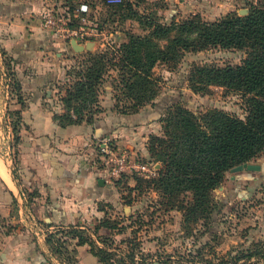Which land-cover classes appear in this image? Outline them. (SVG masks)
Wrapping results in <instances>:
<instances>
[{"label":"rangeland","instance_id":"obj_1","mask_svg":"<svg viewBox=\"0 0 264 264\" xmlns=\"http://www.w3.org/2000/svg\"><path fill=\"white\" fill-rule=\"evenodd\" d=\"M164 1L137 0L134 5H129L136 14L133 18L125 19L124 32L146 36L153 32L155 25L179 24L192 16L187 14L185 18L176 17L172 20L169 18L168 10H165L167 4ZM251 4L256 3L251 1L246 5L242 4L238 14L246 16ZM128 8V5L107 6V10L102 11L116 21L127 13ZM242 10L248 12L242 14L240 13ZM113 23L100 21V31L107 30L108 33L107 36L94 37L91 42L96 44V47L80 53L68 48L65 58L67 61L61 65L64 76L56 83L55 89L57 91L55 102L60 103L63 110L61 99L67 95V89L76 80L78 72L86 66L89 53H108L111 57L119 55V48L114 45L111 34H115L120 27ZM71 26L73 29H79L81 22L73 18ZM8 29L6 23H1L0 96L8 103V111L6 115L4 113V118L0 119V158L6 164L9 163L14 176H17L22 143L19 136L21 119L18 115L21 110L14 107L16 102H23L24 96L22 82L19 79V73L22 72L18 70V58L12 56L14 53L8 50L7 46L11 43L17 50L19 47L17 45L30 32L18 28ZM175 35L177 33L174 32L171 37ZM65 40L70 47V39ZM125 40L128 41L126 36ZM159 43L164 47L168 40L162 39ZM246 56L245 51L238 48L214 47L201 52L185 53L178 66L173 69L164 64L157 65L154 75L160 80L159 94L153 102L146 104L142 109L150 106L149 109L159 110L162 113L160 120L166 118L176 106L185 107L196 115L220 110L244 120L247 111L242 94L223 87H210L208 94H196L190 88L189 78L197 66L239 65ZM110 67L104 83L100 86L99 105L103 112L102 102L109 109L113 101L114 109L121 113L118 110L122 103L119 105L116 103L117 71ZM7 92L10 93L9 98H6ZM162 120L155 129L157 133L151 134L147 140V151L150 137L163 135ZM14 126L17 131H14ZM112 143L116 144V141L113 139ZM148 156L150 159L149 151ZM136 159L141 163L145 162L140 153ZM257 160L253 163L264 164V151ZM243 174L245 176H241L242 174L233 176L236 179L226 177L222 185L212 192L213 205L208 220L188 222L182 212L166 211L162 204L163 198L158 191L147 185L142 189L136 188L135 179L141 176L134 172L125 174L118 182L114 180L120 193L119 200L113 205L102 203L100 208L105 211L104 215L102 214L103 218L100 221L94 220L90 228H60L50 232L47 225L37 220L30 207L23 206L24 203L20 200V206L12 205L6 214L0 208V248L11 249L16 246L22 239L21 235L36 248H40L42 239H45L49 246L48 257H54L62 264H75L78 259V247L84 246L79 244L81 234L93 241L91 246L85 244L90 249L93 248L95 251L102 249L109 253L112 264H264V171H248ZM240 177L244 179H238ZM102 221H107L106 223L113 228L103 229L101 235L104 236L98 238L93 234V228L98 223L102 225Z\"/></svg>","mask_w":264,"mask_h":264},{"label":"trees","instance_id":"obj_2","mask_svg":"<svg viewBox=\"0 0 264 264\" xmlns=\"http://www.w3.org/2000/svg\"><path fill=\"white\" fill-rule=\"evenodd\" d=\"M255 3L249 6L246 16H240L236 10L210 22L196 14L179 24L155 25L153 32L146 36L123 31L121 34L128 38L125 42L112 37L119 55L89 53L86 66L61 99L64 112L55 115V119L63 127L93 123L96 114L102 113L99 90L109 66L117 71L116 103H122L118 111L134 115L159 94L160 80L154 75L157 65L173 69L185 53L214 47L244 50L247 56L242 64L195 67L189 84L192 91L201 95L208 94L210 87H223L242 94L247 117L243 120L220 110L196 115L185 107L176 106L161 119L163 135L151 136L148 143L150 162H145L161 165L157 176L135 179L137 189L147 185L160 193L166 211L182 212L188 222L208 220L213 205L212 192L222 185L233 168L252 164L264 151V2ZM127 5V13L119 17L121 23L136 14L131 8L134 3L126 2L119 7ZM78 8L71 7L76 19L74 11ZM174 32L177 35L171 37ZM162 39L168 40L164 47L159 43ZM18 115L21 119V113ZM13 129L17 131L16 126ZM106 222L93 228L98 238L104 236L101 235L103 229L113 228ZM79 244L91 246L93 241L80 234ZM91 251L100 262L111 264L109 253L102 249L92 248Z\"/></svg>","mask_w":264,"mask_h":264},{"label":"crops","instance_id":"obj_3","mask_svg":"<svg viewBox=\"0 0 264 264\" xmlns=\"http://www.w3.org/2000/svg\"><path fill=\"white\" fill-rule=\"evenodd\" d=\"M251 1L258 0H165L164 3L172 20L185 18L187 14H200L213 22L228 12L240 11L242 4ZM80 3L87 4L89 8L82 14L86 18L85 26L99 29L100 21H112L120 29L112 33L111 38L126 41L121 34L124 23L103 14L102 10H107L104 0H0V26L6 23L10 30L18 28L30 32L17 45V50L11 43L7 46L14 53L12 56L18 58L24 100L16 102L14 107L21 110L19 136L22 143L17 176H14L9 163L0 158V208L6 214L12 205L20 206L21 200L23 206L30 207L35 218L45 223L50 232L60 228H90L94 220H102L105 211L100 205H113L120 196L114 180L106 174V163L101 155L103 141L114 139L118 153L127 150L136 158L140 153L145 161L150 162L147 140L151 134L157 133L155 129L162 117L159 110L149 109L150 106L137 114L124 115L114 109L111 101L113 105L109 109L102 102L104 111L95 116L93 123L63 127L55 119V115L64 112L62 105L55 102L56 83L63 79L61 65L67 61L68 48L73 51L74 48L71 41L69 47L64 38L45 28L44 15L52 11H70L72 14L71 7H80ZM105 31H101L102 35L107 36L108 31ZM9 96L7 92L6 98ZM3 99L0 96L1 120L8 111V103ZM159 165H156L158 170L161 168ZM253 165L260 169L252 171H264V164ZM248 171L251 170L230 172L227 178L236 179L233 176H245L243 173ZM21 236L22 239L11 249L0 248V264H62L56 258L48 257L49 246L45 239H42L40 248H36ZM77 258L75 264H104L92 255L87 245L78 247Z\"/></svg>","mask_w":264,"mask_h":264},{"label":"built area","instance_id":"obj_4","mask_svg":"<svg viewBox=\"0 0 264 264\" xmlns=\"http://www.w3.org/2000/svg\"><path fill=\"white\" fill-rule=\"evenodd\" d=\"M137 0H104L107 6H119L126 2L135 3ZM89 11L88 5L83 4L76 9L78 20L81 22L79 29H73L71 21L74 15L70 11L50 12L44 16V26L51 33L59 38L76 40L78 43L93 41L94 37L102 35L98 27H87L86 18L82 16ZM86 27V28H85ZM101 155L106 163V174L110 180H120L125 174L134 172L145 179H151L158 174V168L154 163H141L127 150L115 151V146L111 139H106L101 145Z\"/></svg>","mask_w":264,"mask_h":264},{"label":"water","instance_id":"obj_5","mask_svg":"<svg viewBox=\"0 0 264 264\" xmlns=\"http://www.w3.org/2000/svg\"><path fill=\"white\" fill-rule=\"evenodd\" d=\"M248 11H241L240 13H247ZM71 45L72 47L74 48V51L75 52H83L85 51L86 49H90L91 47H93L95 44L93 42H89L88 44L86 45H81L79 44L76 40H72L71 41ZM160 167V165H159ZM260 167L259 166H256V165H253V164H243V165H240V166H237L235 168H233L230 172L231 173H237V172H242L244 170H259ZM101 184L103 183V181L100 182Z\"/></svg>","mask_w":264,"mask_h":264},{"label":"bare ground","instance_id":"obj_6","mask_svg":"<svg viewBox=\"0 0 264 264\" xmlns=\"http://www.w3.org/2000/svg\"><path fill=\"white\" fill-rule=\"evenodd\" d=\"M2 172H3V175H6V173H5V170H4V169H2Z\"/></svg>","mask_w":264,"mask_h":264}]
</instances>
